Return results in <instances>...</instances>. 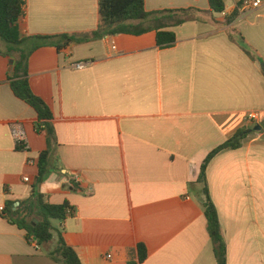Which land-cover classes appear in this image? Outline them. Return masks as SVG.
Here are the masks:
<instances>
[{
  "label": "crops",
  "instance_id": "obj_1",
  "mask_svg": "<svg viewBox=\"0 0 264 264\" xmlns=\"http://www.w3.org/2000/svg\"><path fill=\"white\" fill-rule=\"evenodd\" d=\"M24 1L22 36L91 35L99 28L100 0ZM243 1L223 0L222 14L170 24L165 31L176 42L169 47H160L152 30L43 45L32 53L31 88L52 109L58 140L51 170L37 188L48 203H67L74 214L53 222V241L37 248L0 211V264H61L48 255L59 234L82 264H217L197 183L201 166L238 131L264 123V4L241 10ZM144 3L148 12L210 10L209 0ZM236 11V20L225 25ZM0 50L6 51L1 40ZM79 63L87 65L79 70ZM14 64L0 55L5 209L32 197L48 148L46 131L36 128L37 112L11 88ZM250 113L261 119L250 122ZM15 128L23 130L21 145ZM262 128L207 168L227 264H264ZM74 174L80 183L70 181ZM140 245L147 250L142 263Z\"/></svg>",
  "mask_w": 264,
  "mask_h": 264
},
{
  "label": "trees",
  "instance_id": "obj_2",
  "mask_svg": "<svg viewBox=\"0 0 264 264\" xmlns=\"http://www.w3.org/2000/svg\"><path fill=\"white\" fill-rule=\"evenodd\" d=\"M24 4V0H0V40L6 45V51L0 50V55L9 56L15 61L9 78L11 88L19 99L37 112L36 128L38 131H46L48 148L40 155L39 174L32 197L20 202L17 208L14 207L13 203H9L5 214L13 224L27 231L29 240H35L39 246L45 247L54 239L53 222L66 220L69 216L68 211L72 209L67 203L63 205L48 203L37 188L45 181L51 170V161L55 148L58 146V140L53 123L52 109L31 88L29 59L32 53L43 45L63 47L70 43H83L115 34L141 35L152 30L157 31L158 45L169 47L176 42L175 34L165 31L166 28L170 27V24L174 26L183 24L195 19L197 14H222L225 11V4L223 0H209L210 10L208 12L198 9L148 12L145 9L144 0H100V25L96 32L91 35L56 37L22 36L19 21L24 16ZM238 14L236 11L227 16L225 25L234 22ZM212 20L218 23L216 19L213 18ZM243 48L251 53L247 47L243 46ZM262 126L264 127V123ZM254 129L255 127L238 131L234 137L211 152L202 164L197 179V183L203 185L205 216L217 264H227V245L217 208L210 196L207 168L210 162L222 151L241 148L243 140L255 132ZM48 255L61 264H82L75 249L66 243L61 234H59L57 247L48 252ZM139 257L140 263L147 259V250L143 245L139 246Z\"/></svg>",
  "mask_w": 264,
  "mask_h": 264
},
{
  "label": "built area",
  "instance_id": "obj_3",
  "mask_svg": "<svg viewBox=\"0 0 264 264\" xmlns=\"http://www.w3.org/2000/svg\"><path fill=\"white\" fill-rule=\"evenodd\" d=\"M264 4V0H244L243 1V5L241 6V10H255V9H257V8H259V7H261L262 5ZM87 64H85V63H79V64H76V65H74V67L76 68V69H79V70H81V69H84L85 68V66H86ZM261 119V115H259L258 113H250L249 115H248V120L250 121V122H257V121H259ZM13 133H14V135H15V137H16V140H17V144L18 145H21L22 144V142H23V140H24V133H23V130L22 129H20V128H15L14 129V131H13ZM70 181L71 182H74V183H80V177H79V175H77V174H74V175H72L71 176V178H70ZM25 182H29V179H25ZM5 207L4 206H2L1 208H0V211H1V213H5ZM74 214V211L73 210H69L68 211V215L70 216V215H73ZM37 248L39 247V245L37 244V242L35 241V240H30ZM107 258L108 259H111L112 258V256L111 255H108L107 256Z\"/></svg>",
  "mask_w": 264,
  "mask_h": 264
},
{
  "label": "water",
  "instance_id": "obj_4",
  "mask_svg": "<svg viewBox=\"0 0 264 264\" xmlns=\"http://www.w3.org/2000/svg\"><path fill=\"white\" fill-rule=\"evenodd\" d=\"M256 132H259V131H262L263 130V128H262V126L261 125H257L256 127H255V129H254Z\"/></svg>",
  "mask_w": 264,
  "mask_h": 264
}]
</instances>
